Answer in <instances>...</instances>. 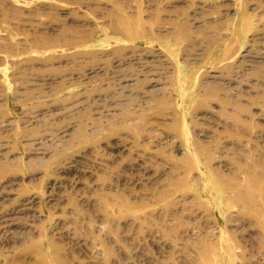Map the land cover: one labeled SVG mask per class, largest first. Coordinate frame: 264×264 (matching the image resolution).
<instances>
[{
  "label": "rangeland",
  "instance_id": "1",
  "mask_svg": "<svg viewBox=\"0 0 264 264\" xmlns=\"http://www.w3.org/2000/svg\"><path fill=\"white\" fill-rule=\"evenodd\" d=\"M0 264H264V0H0Z\"/></svg>",
  "mask_w": 264,
  "mask_h": 264
}]
</instances>
